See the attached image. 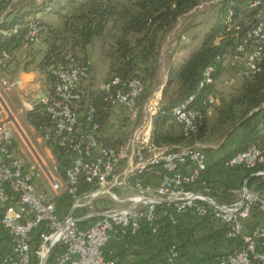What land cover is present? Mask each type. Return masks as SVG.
Wrapping results in <instances>:
<instances>
[{
	"label": "built area",
	"instance_id": "2783aa9c",
	"mask_svg": "<svg viewBox=\"0 0 264 264\" xmlns=\"http://www.w3.org/2000/svg\"><path fill=\"white\" fill-rule=\"evenodd\" d=\"M18 1L0 0V24ZM251 8L256 10L255 25L239 44L235 58L226 61L243 78L259 73L264 57V0H255ZM46 32L37 18H30L27 49L30 51ZM18 33L17 26L0 27L5 39ZM7 59L6 53L0 56V67ZM215 71L214 67L205 69L200 89L215 84ZM53 75L52 90L40 103L46 122L36 128L58 163L56 177L47 173L49 188L42 187L38 166L18 148L9 120H0V228L12 240L10 264H33L35 259L38 264H119L105 255L114 234L134 241L144 229L158 235L164 227L160 223L163 217L173 229L180 230L177 215L186 213L215 224L218 230L225 228L226 239L238 243L232 251L217 252L205 261L187 257L190 264H264V189L250 187L247 179L238 190L239 199L225 204L199 187L208 167L205 146L160 148L153 142L160 95L142 105L140 98L146 87L141 79L123 81L116 75L107 79L100 88L105 100L112 109L125 110L133 125L124 141L112 143L104 138L97 108L85 91L91 68L69 54L53 67ZM2 84L7 89L21 86L19 81L3 80ZM195 98L189 97L173 112L187 132L196 127L198 114L190 109ZM208 100L211 106L218 103L213 95ZM226 166L248 170L251 178L264 184V145L237 153ZM155 167L163 168L164 177L156 187L145 186L141 176ZM189 167L191 171L184 173ZM122 193L128 196L121 197ZM62 199L71 204L70 214L64 217L58 212ZM78 212L83 215L78 216ZM84 222L87 228L81 226ZM180 245L170 241L166 254L157 262L180 264L187 255L183 254L187 249L181 250Z\"/></svg>",
	"mask_w": 264,
	"mask_h": 264
},
{
	"label": "trees",
	"instance_id": "16d2710c",
	"mask_svg": "<svg viewBox=\"0 0 264 264\" xmlns=\"http://www.w3.org/2000/svg\"><path fill=\"white\" fill-rule=\"evenodd\" d=\"M202 1L52 0L43 10L26 8L18 12H15V5L0 27L17 26L19 33L8 39L0 35V56L4 53L10 55L22 46H26L28 20L37 18L47 28L46 34L43 35L47 39V50L41 67L43 71L51 69L48 76L52 79V84L55 82L53 67L63 63L69 54L90 67L86 50L98 41L101 45L102 57L108 64L107 79L115 75L123 81L131 77L141 79L146 87L140 98V103L143 105L150 98L152 94L150 87L160 72L162 40L175 30L182 18L191 16L192 11L200 6ZM254 1L223 0L217 20L188 58L169 63L160 111L153 125V142L156 146L160 148L193 146L197 143H205L222 132L226 137L233 136L237 131L243 135L236 147L225 149L222 158L207 165L201 181L213 170L225 166L237 153L246 151L253 145L259 146L264 143V57L260 62L261 71L250 78L240 77L242 82L238 94L228 101H222V104L213 110L216 115L214 123L209 117L210 109L218 104L211 106L208 98L210 95L217 98L216 82L223 75V66L227 60L235 58L239 44L255 25L256 10L251 8ZM47 13L60 18L61 29L54 28L43 18L38 17V14ZM48 36H51L54 42L48 40ZM57 39L63 41V46L57 47ZM67 46L71 49L64 50ZM76 50L79 54L75 52ZM80 54L82 56H78ZM208 67L216 69L215 84L200 89L203 73ZM235 72L237 74V71ZM193 95L196 98L190 109L195 111L198 117L195 129L187 132L176 120L173 112L179 104ZM90 97L97 108L98 120L103 127L113 108L112 104L105 100L106 94L101 91L90 94ZM43 108L44 105L39 104L27 114L29 123L35 128L46 122L41 113ZM212 152V149H206L210 159ZM252 185L257 189H264L263 181L259 178H253L249 182V186ZM233 190L229 188L223 192L222 203L230 204L239 199L238 192ZM160 223L164 227H161L158 235L151 234L148 229H144V235L164 239L172 227L167 224L165 217ZM219 231L225 233L226 229ZM165 243L167 244L166 239L160 243L161 249L156 247L159 250L154 257L160 258L166 254L167 245L162 247ZM189 245L182 244L180 248L185 250ZM239 247H241L240 243ZM33 264H38L36 259Z\"/></svg>",
	"mask_w": 264,
	"mask_h": 264
},
{
	"label": "crops",
	"instance_id": "0c3cea01",
	"mask_svg": "<svg viewBox=\"0 0 264 264\" xmlns=\"http://www.w3.org/2000/svg\"><path fill=\"white\" fill-rule=\"evenodd\" d=\"M27 1L28 0H19L16 2L15 12L26 9ZM44 21L46 20L44 19ZM95 43L98 45L100 55L102 57L101 46L99 45L98 41H95ZM91 46H89L86 50V54L89 55V59L91 58V76L90 80L85 83V91L87 94L91 93L89 91H100L102 84L106 81L108 76V64L102 57L106 70L105 74L99 78L92 64L93 57L91 56V52L89 50ZM46 50L47 44L45 41H43V39H41L38 44L33 45L30 51L26 46H22L12 54L8 55L5 66L0 67V69L4 70V72H0V87L4 90L8 104L11 105L15 114L19 118H25L27 123H29L27 118L28 112L33 110L34 107L38 106L43 100H45L52 90V79L46 75V71H43L41 67V62L46 54ZM190 53L191 52H189L188 55L183 59L188 58ZM169 65L170 64H167L166 66L167 71ZM229 70H232L230 64H224L223 73ZM232 71L235 72V70ZM3 80L19 81L21 82V86L14 89H7L2 84ZM239 82L241 87V79H239ZM165 85L166 81L162 87V90ZM162 90L160 94L158 93L157 95L161 96ZM16 96H19L18 100ZM30 126L35 135L38 134V136L36 135L38 147L43 149L46 159L53 162V160H55L54 153L49 147L47 141L33 125L30 124ZM132 128L133 125L128 120L127 112L122 108H115L111 110L108 119L105 121L102 133L108 142L121 143L131 133ZM235 136L238 138L236 144L237 146L240 143L243 135L240 131H237ZM197 144L205 146L201 143ZM261 145H264V143ZM18 148L20 149L19 146ZM206 149L213 150L211 156L212 159L207 156V165H209L211 161L216 162L218 159L224 156L225 149H222L221 147H206ZM20 151L24 155V152L21 149ZM32 164L36 165V163ZM190 171V167L183 169L184 173H189ZM164 175L165 172L162 167H155L145 172L141 177V181L145 186L156 187L160 184ZM247 179L249 182L253 180V178H251L250 171L238 168H230L225 165L204 176L199 187L202 186L201 188H203L209 196L214 197L219 202H221V195L223 192L229 188L238 192ZM254 186L252 185V187ZM70 211L71 204L65 199L60 200L58 210L59 215L64 217L67 214H70ZM77 215L82 216L83 213L78 212ZM177 219L180 222V230L171 228L166 237L162 240L153 238L152 235L151 237H146V235H144L145 233H143L138 239H135V241L128 238H121L120 236L114 234L110 242L105 247V255L108 258L117 260L119 264H161L157 262L159 261V258L154 257V255H156L158 250L161 249L160 243L165 241V239H170L169 242L176 241L180 244H190L187 250L183 251V254L187 255H185V258H182V263L180 262V264H190V260L187 259V257L194 261H205L207 258H209V256L216 252L227 253L238 247V243L226 239L225 233L219 231L215 224L205 222L192 213L177 215ZM87 225L88 223H81V226L84 228H87ZM169 242H167V244ZM167 244H163L162 247H165ZM157 246L159 247L158 250L156 249ZM13 255L12 240L5 230L0 228V264H10Z\"/></svg>",
	"mask_w": 264,
	"mask_h": 264
},
{
	"label": "rangeland",
	"instance_id": "374dc122",
	"mask_svg": "<svg viewBox=\"0 0 264 264\" xmlns=\"http://www.w3.org/2000/svg\"><path fill=\"white\" fill-rule=\"evenodd\" d=\"M52 0H28L26 2L27 8L31 10H43L48 4L51 3ZM223 0H203L201 5L202 8L196 11H192L191 16L184 17L180 20L179 24L175 28L173 32L167 35L161 44V68L159 75L151 85L150 90H152V94L150 98H152L156 94H160L162 87L166 81L167 75V64L172 62H178L179 60H183L184 57L188 55L195 47L199 45L200 39L204 36L205 32L212 26L218 17V11L221 8ZM38 17H43L48 24L53 26L54 28H62V23L59 17L53 14H45L40 15ZM185 37V40L183 39ZM48 40L54 42L51 36L47 37ZM43 41L46 42V36H43ZM40 42V41H39ZM35 44H38L35 43ZM34 44V45H35ZM47 44V43H46ZM63 41L61 39H57V47L63 46ZM100 45V42H99ZM101 46V45H100ZM71 49L70 46L64 48V50ZM91 52L92 64L95 68L99 78L105 74V64L102 60L100 55V50L98 45L94 42V44L89 48ZM76 53L77 50L75 51ZM78 56H82L81 54ZM89 58V55L86 54ZM91 59V58H90ZM0 72H4V70L0 69ZM51 72V69L48 68L46 70V75L48 76ZM49 79V78H47ZM240 77L237 76L235 72L229 70L221 76V78L216 82V94L218 98V105L210 109L209 117L212 123L216 120V115L214 111L216 107L222 104V101H228L231 97L235 96L239 92L240 88ZM96 91V90H95ZM95 91H89L95 93ZM17 100L19 96L17 97ZM149 98V99H150ZM161 100H162V93H161ZM0 120L6 121L9 120V126L15 132V138L17 140V145L20 149L24 152L25 158L32 163H36L41 173V183L43 188H49V181L48 176L45 168L42 166L41 161L46 166L48 171L52 174L53 177H56L58 173L56 172V168H58L57 160L50 161L46 159L44 155L43 149L38 147L36 135L32 131V128L29 123L26 122L25 118H19L14 110L12 109L11 105L8 104L7 98L5 97L4 90L0 87ZM237 137L235 134L231 137H226L223 132L218 133L216 136H213L210 140H208L204 144L207 148L212 147H223L224 149H231L234 148L237 144ZM206 151V149H205ZM124 193L121 194V197H127ZM115 206L114 204H111ZM99 208L102 207L101 204L98 206ZM170 239H167L169 242Z\"/></svg>",
	"mask_w": 264,
	"mask_h": 264
},
{
	"label": "water",
	"instance_id": "95a60500",
	"mask_svg": "<svg viewBox=\"0 0 264 264\" xmlns=\"http://www.w3.org/2000/svg\"><path fill=\"white\" fill-rule=\"evenodd\" d=\"M40 162H41L42 166L45 168L46 172L49 174L48 169H47L46 166L43 164V162L41 161V159H40Z\"/></svg>",
	"mask_w": 264,
	"mask_h": 264
}]
</instances>
